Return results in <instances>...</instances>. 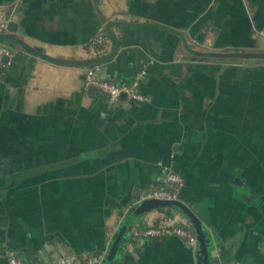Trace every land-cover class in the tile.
<instances>
[{
  "label": "crops",
  "instance_id": "0c3cea01",
  "mask_svg": "<svg viewBox=\"0 0 264 264\" xmlns=\"http://www.w3.org/2000/svg\"><path fill=\"white\" fill-rule=\"evenodd\" d=\"M14 41L0 62V264H103L126 211L162 185L184 186L209 264H264V0H0ZM102 30L104 42L95 43ZM101 66L142 97L113 102L84 85ZM192 219L173 204L147 207L132 227ZM110 264H204L195 244L126 231Z\"/></svg>",
  "mask_w": 264,
  "mask_h": 264
},
{
  "label": "built area",
  "instance_id": "2783aa9c",
  "mask_svg": "<svg viewBox=\"0 0 264 264\" xmlns=\"http://www.w3.org/2000/svg\"><path fill=\"white\" fill-rule=\"evenodd\" d=\"M9 21L10 17L0 9V33L8 31ZM94 40L98 44L104 42L101 29L97 32ZM9 53V47L0 44V62L2 55H8ZM84 85L85 87L94 86L95 89L105 94L110 102L117 100L121 94H125L131 99H139L142 97L136 81L132 84L112 82L101 74V66L99 64H91L85 67ZM162 176V185L146 190L143 194L144 198L165 200H176L179 198L184 186L183 177L168 166L164 167ZM130 233L134 240H147L175 235L191 245L197 242V236L194 230L187 225H171L160 222L145 227H132ZM6 256L8 264H29L18 257L13 250H7ZM102 259L101 253H90L82 259L76 260L73 264H101Z\"/></svg>",
  "mask_w": 264,
  "mask_h": 264
},
{
  "label": "water",
  "instance_id": "95a60500",
  "mask_svg": "<svg viewBox=\"0 0 264 264\" xmlns=\"http://www.w3.org/2000/svg\"><path fill=\"white\" fill-rule=\"evenodd\" d=\"M14 22L11 20L8 22V29L13 30L14 28ZM0 38L8 41H14L15 43L19 44L25 51L30 52L34 55H38L40 57H43L45 59L54 61V62H61L65 64H78L80 61L78 60H72V59H65V58H59V57H52L50 55H47L43 51H40L34 47H31L27 43H25L20 37L13 35L11 32H4L0 33ZM203 56H212V57H220V58H262L264 59V52H248V51H243V50H233V51H205L200 53ZM8 59L7 55H2L1 61H6ZM89 89L91 91H95L94 86H89ZM123 95V94H122ZM155 204L159 205H166V204H173L178 207H180L185 213L188 214V216L192 219L194 225H195V230L197 233V242L195 244V247L197 249V252L201 253L204 257V264H209L207 260V253L205 249V244H204V239H203V233L201 231L200 225L197 221V219L194 217L192 214L191 210L188 209L183 203L180 201L176 200H165V199H154L150 198L137 207L130 209L126 211L125 213V219L121 226L118 228L116 234L114 235V238L112 240V244L108 249V252L106 254V257L104 259L103 264H110L116 250L118 248V244L121 240V237L126 231H130L132 228V221L137 215H141L147 207L153 206Z\"/></svg>",
  "mask_w": 264,
  "mask_h": 264
}]
</instances>
